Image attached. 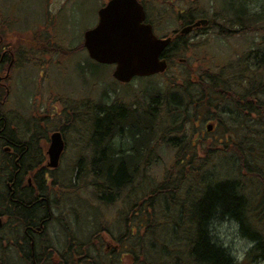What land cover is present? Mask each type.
<instances>
[{
    "label": "trees",
    "instance_id": "trees-1",
    "mask_svg": "<svg viewBox=\"0 0 264 264\" xmlns=\"http://www.w3.org/2000/svg\"><path fill=\"white\" fill-rule=\"evenodd\" d=\"M248 2L252 1L223 0L215 12L194 2L196 5L183 13L172 4L168 11L181 25L203 17L208 20L204 28L231 36L249 30L251 25L260 28L264 24V11H253ZM188 37L176 38L164 50L163 56L170 63L190 48ZM54 47L55 51L73 54L84 45ZM226 79L218 73L203 74L192 83L167 86L162 91L144 89V102L134 95L130 102L117 99L98 106L86 141L91 153L77 159L72 174H46L43 147L37 143L42 131L37 135L28 129L20 131V125L6 114L7 108L1 107L0 127L4 115L7 126L0 131V204H30L19 212L25 220L33 221L45 211L35 208L36 203L53 202L56 239L51 243L46 237L39 239L36 250L47 246L48 255L63 256L61 264L71 259L67 258L69 253L79 261L88 259L89 264H238L236 256L211 230L227 221H234L243 237L255 241L242 264L247 260L264 262V36L263 45L245 54L238 83L231 87ZM65 102L66 113L61 120L64 118L66 123H60L59 128L74 130L77 124L71 125L69 118L84 112L85 122L79 124L82 134L91 112L89 105L87 111L81 109L78 113L70 100ZM202 103L212 110L221 109L212 115L219 134L210 138L211 142L197 127V111ZM36 120L40 127L46 121ZM244 125L248 130L243 129ZM4 133L13 136V142L8 143L13 150L24 153L19 164L13 159L14 152L4 151ZM159 139L173 148L174 157L160 180L147 187L153 163L151 150ZM9 157L12 175L22 168L16 179L8 174ZM29 161L41 164L31 185L22 175ZM244 172L249 187L240 180ZM255 185L259 196L252 201L247 192ZM9 186L14 190L10 195ZM96 207L101 213L95 212ZM113 207L121 212L112 218L109 213ZM8 210L16 212L12 207ZM83 217L91 218L87 228L79 225ZM115 218L120 222L115 223ZM104 233L111 237V244Z\"/></svg>",
    "mask_w": 264,
    "mask_h": 264
},
{
    "label": "rangeland",
    "instance_id": "rangeland-1",
    "mask_svg": "<svg viewBox=\"0 0 264 264\" xmlns=\"http://www.w3.org/2000/svg\"><path fill=\"white\" fill-rule=\"evenodd\" d=\"M106 1L0 0V21H7L13 26L12 29L10 28L12 34L9 39L19 38L18 32H21L22 29L23 32L27 33L35 28H42V30L45 28L53 34L56 43L63 46V48H71L83 40V34L87 29L96 25L98 11ZM157 1L146 0V3L152 17L157 22L155 28L159 35L165 33L167 35L180 27L175 14L167 12V9L173 4L172 1L175 2V9L183 13L190 5H196L194 2L201 8L215 12L219 9L217 4L220 6L223 0H159V4ZM248 1H252L248 2V7L252 8L253 11H264V0ZM159 13L167 16L160 18ZM7 16L9 17L7 18ZM263 27V22L260 28L257 25H251L249 30L231 36H224L208 28L202 32H193L189 35L187 42L190 48L183 52L180 59L178 57L175 61H172L165 72L150 77H136L127 83L129 85L116 82L112 75L114 67L112 65H99L90 58L88 59L86 50H79L72 55H70L71 53L57 52L51 64L49 63L44 67L45 72H40L42 69L40 65L36 66L32 63H26L23 68L16 71L11 82L10 108L5 109L7 110L6 114L11 117L13 123L20 125V131L26 130L28 132V130L34 129V131H44V134L48 135L60 123H66V121H63L64 118L61 120L65 116L64 113H66L62 109L63 106L64 108L66 106V100H70L71 104L77 107L78 113L81 109L87 111L89 105L91 112L88 123L84 125L83 133L81 134L82 129L79 124L85 122L84 112L79 113L81 116L70 117V124L77 125L74 130H68L67 128L65 131L66 148L61 164L54 174L62 175L66 171L70 173L73 167L76 168V161L80 156L86 154L87 157L91 153V149L87 148L89 144L86 141L92 132V117L98 115V106H106L117 99L130 102L134 99V95L141 102H144L146 98L143 92L144 89L162 91L167 86L171 87L173 85L176 87L181 84L192 83L194 80L200 79L203 74L207 75L208 73H218L220 78L226 77L228 85L234 87L238 83L236 80H238L239 70L242 68L245 54L251 49L259 47L260 44L263 45ZM2 30L6 32L5 29ZM49 59L48 56L43 60L47 61ZM58 95L64 98L60 99ZM82 101H84L83 108ZM197 112L196 122L198 123L199 132L200 134L203 133L202 135L211 142L210 138L219 134V131L215 127L211 132H207L206 125L212 123L216 126L215 120L212 119L216 111L212 110L209 104L202 103ZM38 118L46 120L41 124L42 127L37 124L36 119ZM87 124L88 126H86ZM67 127L69 126L67 125ZM243 129L248 130L247 125H244ZM146 138L145 135L144 139L146 140ZM157 143L159 144L154 145L151 150L153 163L148 170L149 174L147 172V181L149 180L147 187L160 180L162 173L168 169L166 167L171 164L174 157L173 148L165 140L159 139ZM40 144L42 147L46 145L45 151L49 141L44 139L41 140ZM215 162L219 163L218 159ZM246 174L244 172L240 180L249 187L247 179L245 180L247 178ZM255 188H257L256 185L250 189L248 188L247 192L252 201H256L259 196L258 189ZM86 197L95 206L98 205L91 194L86 193ZM98 207L100 206L98 205ZM119 210V207H113L109 216L112 218L118 216L115 213ZM99 211L101 213V209L96 207L95 212L98 214ZM90 219V217L86 219L83 217L79 225L85 224L87 228L90 226ZM118 222H120L119 218L117 222L115 218V223ZM211 230L218 241L226 245L235 256L243 251L249 242L239 232V228L234 221L220 222L213 226ZM72 231H75L73 227ZM103 235L106 242L111 244V237L106 233ZM1 252L2 249L0 248ZM2 257L3 255H0V259ZM244 264H264V262L263 260H247Z\"/></svg>",
    "mask_w": 264,
    "mask_h": 264
},
{
    "label": "flooded vegetation",
    "instance_id": "flooded-vegetation-1",
    "mask_svg": "<svg viewBox=\"0 0 264 264\" xmlns=\"http://www.w3.org/2000/svg\"><path fill=\"white\" fill-rule=\"evenodd\" d=\"M10 28H13L10 23H0V108L3 107L7 109L10 108L9 100L11 94V82L16 71L20 68H23L26 63H32L36 66L40 65L44 69L47 64H51L54 55L57 53V51L53 50L56 49L54 45L57 44L55 38L53 34L48 32L45 28H43V30L42 28L31 30L27 33L23 32L22 29L21 32H18L20 35L19 38L9 39V36L12 34L10 32ZM180 28L181 25L178 29L176 28L173 30V41L181 36L179 33ZM2 29H5L6 32ZM202 30L203 28L199 26L195 29V32H201ZM46 43H50V45ZM48 56L50 59L44 61L43 59ZM59 98L62 99L61 97ZM6 117L7 115L3 116L4 123L2 128L0 127V131H4L6 129ZM60 130L65 140V130ZM3 135L7 143H3L6 152H14L15 155L13 159H15V162L18 163V161L23 157L24 153L21 151H17L16 153L13 150V146L8 144L13 142V136L8 137V135L5 133ZM35 135H37V133H35ZM38 138L39 139L37 143L40 144L42 136L38 135ZM44 139L46 140L45 135ZM26 148H28L27 145ZM44 156H46L45 165L47 166L46 161L48 155L46 154V151H44ZM34 159L35 161L37 160L36 158ZM9 160L12 159L9 157L8 162ZM26 166L27 167L25 168V171L22 175H24L23 179H27L29 181L28 183H30L31 178H33V176L36 175L40 170L41 164L29 161L27 162ZM20 169L22 170L21 166L18 167L13 173L15 175L14 177L18 176ZM45 172L47 173V171ZM8 191L9 195L10 192L14 191L12 186H9ZM36 205L35 208H44L45 211L39 215V218L30 221L25 220L23 214L17 210V207L19 206L18 204H0V248L2 249L0 255H3L2 259H0V264H11V262L13 264H61L60 261L63 259V256L57 255L56 253L48 255V249L45 250L44 246L41 247L39 251L36 250L39 239L46 237L48 240H50V230H46L45 223L54 225V237L56 236L55 229L57 227L54 219L57 217L56 212H51L44 204ZM9 207H12L16 212L10 213L8 210ZM41 216L44 217L40 218ZM72 238L73 237H70V240ZM10 252L15 255H10ZM16 253H18V255H16ZM69 254L71 255H67V258L70 257L71 259L67 260L66 264H89L88 259L79 261L77 258H73L72 253Z\"/></svg>",
    "mask_w": 264,
    "mask_h": 264
},
{
    "label": "water",
    "instance_id": "water-1",
    "mask_svg": "<svg viewBox=\"0 0 264 264\" xmlns=\"http://www.w3.org/2000/svg\"><path fill=\"white\" fill-rule=\"evenodd\" d=\"M98 13L97 24L84 33V44L92 59L116 65L113 71L116 79L127 82L134 76H147L167 68L166 59L160 55L171 38L155 35L152 25L144 22L145 10L138 0H109ZM205 22L206 19L198 20L184 27L181 33ZM63 148L60 131L53 132L48 166L58 165Z\"/></svg>",
    "mask_w": 264,
    "mask_h": 264
},
{
    "label": "bare ground",
    "instance_id": "bare-ground-1",
    "mask_svg": "<svg viewBox=\"0 0 264 264\" xmlns=\"http://www.w3.org/2000/svg\"><path fill=\"white\" fill-rule=\"evenodd\" d=\"M7 169H9V175H12V172H11V166H10V162L7 164ZM15 175L13 174L11 177L16 179L18 178V176L14 177ZM53 203V202H52ZM51 203V201L49 200H46V203H43L44 205H46V208H48L51 212H54V207H53V204ZM19 206L17 207V210L19 211V209H21L22 207H24V203L23 202H19L17 203ZM40 205H42V203H40ZM30 207V204H26L25 205V208H29ZM44 209V208H42ZM45 227H46V230H50V237H49V241L50 243L54 241V234H53V231H54V225H50L49 223H45ZM47 249V246L45 247V250Z\"/></svg>",
    "mask_w": 264,
    "mask_h": 264
},
{
    "label": "clouds",
    "instance_id": "clouds-1",
    "mask_svg": "<svg viewBox=\"0 0 264 264\" xmlns=\"http://www.w3.org/2000/svg\"><path fill=\"white\" fill-rule=\"evenodd\" d=\"M238 227V225H237ZM255 246V241H249L247 243V247L243 249V251L239 252L238 254H236V260L238 262V264H242V262L245 260V254L247 253V251L251 248H253Z\"/></svg>",
    "mask_w": 264,
    "mask_h": 264
}]
</instances>
